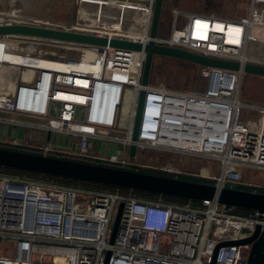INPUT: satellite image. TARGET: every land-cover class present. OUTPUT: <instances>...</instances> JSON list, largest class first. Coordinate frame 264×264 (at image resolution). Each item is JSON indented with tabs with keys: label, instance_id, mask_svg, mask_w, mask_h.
<instances>
[{
	"label": "built area",
	"instance_id": "obj_1",
	"mask_svg": "<svg viewBox=\"0 0 264 264\" xmlns=\"http://www.w3.org/2000/svg\"><path fill=\"white\" fill-rule=\"evenodd\" d=\"M154 2L73 0L75 15L63 25L31 18H0V23L43 25L145 45ZM244 7L232 18L174 8L171 31L160 34L157 42L242 65H264V57L249 54L252 43L264 45V0H249ZM9 39L42 49L50 63L18 65L16 89L3 96V112L9 115L0 114V123L23 126L40 139L0 137V147L192 175L171 164L139 162L143 148L181 152L221 161V176L203 177L218 188L247 184L242 180L246 167L264 171V104L242 100L243 70L201 66L207 79L202 90L143 85L144 50L30 36L0 38ZM1 64L6 63L0 60V74ZM141 90L146 94L132 158L128 149ZM245 109L259 118L243 119ZM124 110L128 123L122 126ZM48 131L72 137L79 149L55 147L46 140ZM90 138L121 143L124 157L92 152ZM121 202L124 209L111 242ZM258 224L264 229V212L242 214L216 200L194 205L0 169V264H248L251 243L215 250L222 242L247 238Z\"/></svg>",
	"mask_w": 264,
	"mask_h": 264
},
{
	"label": "water",
	"instance_id": "obj_2",
	"mask_svg": "<svg viewBox=\"0 0 264 264\" xmlns=\"http://www.w3.org/2000/svg\"><path fill=\"white\" fill-rule=\"evenodd\" d=\"M164 1L155 0L154 2L150 39L145 45L130 40L109 39L95 34L18 22L0 23V38L6 36H30L79 44L110 45L118 48L144 50L146 58L142 78L143 85L150 83L154 61L157 56L180 59L200 66L223 68L232 71L243 70L247 74L264 76V65L262 64L249 62L242 65L239 61L208 57L190 50L157 42V38L160 35L159 28ZM145 94L146 91L141 90L132 131L133 142L128 149V153L132 158L136 157L138 150L136 141L139 137ZM25 132L26 130L23 126L0 123V137L23 141ZM45 137L47 141L58 148L77 150L80 147L79 142L74 141L68 135L48 131ZM88 146L89 148L96 146L102 155L117 154L120 158H123L125 155V148L119 142L90 138ZM0 166L200 201L207 199L216 200L219 203L264 212V193L255 190L231 187L218 188L215 184L208 182L60 158L5 147H0ZM123 209L124 202H121L113 226L111 242L114 241ZM241 242L251 243L248 264H264V229L261 224H258L250 236L245 239L218 244L215 254H217L223 245ZM109 254L108 252L107 259Z\"/></svg>",
	"mask_w": 264,
	"mask_h": 264
},
{
	"label": "rangeland",
	"instance_id": "obj_3",
	"mask_svg": "<svg viewBox=\"0 0 264 264\" xmlns=\"http://www.w3.org/2000/svg\"><path fill=\"white\" fill-rule=\"evenodd\" d=\"M249 0H165L163 12L160 22L159 34L168 35L173 25V9L179 8L186 11L215 14L222 17L232 18L241 14L245 9V4ZM18 13L20 19L31 18L34 20L50 21V23L62 24L63 21H69L74 17L73 0H0V18L9 19L13 13ZM246 13V11H245ZM63 25V24H62ZM3 48H6L4 51ZM37 50L40 48L33 47L29 43L16 41L13 39L0 40V60L10 62L7 71L1 72L0 78H4L6 84H9V76L18 73L20 67L14 63L25 61V57L18 54V50ZM21 56V58H11V56ZM250 55H261L264 57V45L261 43H252L249 47ZM6 58L5 60H3ZM36 63L41 60L32 59ZM14 61V62H13ZM2 67V66H1ZM201 66L193 63L157 56L154 61L150 83L152 85H160L165 83L173 88L202 90L207 82L201 72ZM31 72V69H26ZM3 75V76H2ZM241 98L245 102L254 104H264V76L252 75L244 73L241 79ZM128 110H124V120L122 126L128 123ZM9 113H2V115ZM28 121H36L32 117L22 116ZM254 118L259 116L250 110L245 109L243 119ZM101 133L111 134L113 132L100 131ZM113 134H122L116 132ZM92 152H97L96 146ZM139 162L148 165H164L171 164L174 168L181 170L187 174L198 177L221 176L222 163L207 157H197L181 152L161 151L154 148L139 149ZM242 180L249 185L264 186V171L246 167L242 174ZM50 260V257L45 258Z\"/></svg>",
	"mask_w": 264,
	"mask_h": 264
},
{
	"label": "trees",
	"instance_id": "obj_4",
	"mask_svg": "<svg viewBox=\"0 0 264 264\" xmlns=\"http://www.w3.org/2000/svg\"><path fill=\"white\" fill-rule=\"evenodd\" d=\"M86 162H89V161H86ZM0 169L10 171V172L19 173V174H26V175L33 176L36 178L52 179V180H55L58 182L66 183V184H79V185L92 186V187L101 188V189L117 190V191H121L124 193H133V194H136L139 196H144V197H152V198L162 197L167 201H175V202H182V203L191 202L194 205H198L201 203L200 200H196V199H188V198H183V197L158 194V193H153V192H148V191H143V190L130 189V188H125V187H120V186H115V185L78 180V179L56 176V175H51V174H42V173H38V172L26 171V170H21V169H16V168H9V167L0 166ZM134 170H136V169L134 168ZM139 170L144 171V172L173 176V177H179V178L189 179V180H194V181L214 183L211 179L198 177V176H194V175H185V174L176 175V174H172V173H169L166 171L156 170V169H152V168H140ZM237 188L247 189V190H255V191H259V192L264 193V186L240 184L237 186ZM235 211L238 213H242V214H248L252 211V209L235 207Z\"/></svg>",
	"mask_w": 264,
	"mask_h": 264
},
{
	"label": "bare ground",
	"instance_id": "obj_5",
	"mask_svg": "<svg viewBox=\"0 0 264 264\" xmlns=\"http://www.w3.org/2000/svg\"><path fill=\"white\" fill-rule=\"evenodd\" d=\"M13 15V14H12ZM16 17V16H15ZM12 17L10 16L9 18H12V19H18L17 17ZM22 20V19H20ZM34 20V19H33ZM34 21H42V22H46L44 20H34ZM217 27H221L219 25V23H217ZM4 49V48H3ZM6 50V48L4 49V51ZM4 51H1L0 53H4ZM0 54V55H2ZM18 54H21V56H24L25 57V61H20V62H16L14 63L15 65H39V66H45L47 64H49V60H48V57L50 55H47L46 53H44L43 51H37V50H22V49H19L18 50ZM3 56V55H2ZM21 56H15V54H13V56H11V58H21ZM6 58H4L3 60H5ZM32 59H38V60H41L42 62L41 63H36L34 62ZM14 62V61H13ZM6 63V62H5ZM8 64H12V61L10 59V62H9V59H8V62H7V65L6 64H1V66H3V72H6L7 71V66Z\"/></svg>",
	"mask_w": 264,
	"mask_h": 264
},
{
	"label": "crops",
	"instance_id": "obj_6",
	"mask_svg": "<svg viewBox=\"0 0 264 264\" xmlns=\"http://www.w3.org/2000/svg\"><path fill=\"white\" fill-rule=\"evenodd\" d=\"M15 16L18 19H20L19 17L21 15L15 12V13H13L12 17H15ZM9 78H10L9 84L5 83V81L3 80L4 79L3 77H2V79L0 78V114L3 113V109L6 108V104L4 103L3 96L5 94H8V93H13L16 89V86L18 84V73H15V74L9 76ZM40 136L41 135H39L38 133L35 134L32 132H25V134H24V138L30 139L32 141L39 140ZM94 148H95V146L92 147L91 149L93 150ZM96 149H97V147H96Z\"/></svg>",
	"mask_w": 264,
	"mask_h": 264
}]
</instances>
